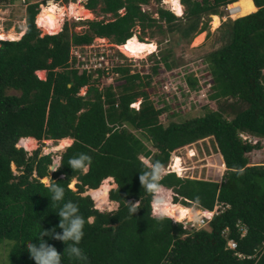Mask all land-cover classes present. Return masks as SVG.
I'll return each mask as SVG.
<instances>
[{
    "label": "trees",
    "instance_id": "trees-1",
    "mask_svg": "<svg viewBox=\"0 0 264 264\" xmlns=\"http://www.w3.org/2000/svg\"><path fill=\"white\" fill-rule=\"evenodd\" d=\"M236 1L180 0L185 7L181 17L158 7L154 18L140 9L148 0H86L85 9L99 8L112 20H85L80 35L68 34L65 25L57 34L42 36L34 25L37 4L26 6L21 38L0 39L4 40L0 41V245L10 244L4 251L8 264H35L27 243L35 242L43 228L58 224L57 209L68 200L78 205L86 220L80 247L87 264H264V166H247V155L255 147L238 138L239 132L264 138V0H252L255 12L223 22L224 44L204 56L212 78L211 98H222L226 105L201 117L163 126L160 111L139 89L141 84H134L137 74L118 67L125 85L116 95L110 89L97 91L85 70L68 69L71 44H88L96 37L122 45L134 35L135 25L142 32L157 27L167 36L177 31L189 40L206 29L205 17L223 16L220 8ZM35 24L39 27L36 20ZM166 60V68L175 65ZM38 71L45 72L44 80L37 77ZM187 82L192 89L197 83L192 76ZM83 87L85 95L78 96ZM136 98L141 99L137 110L129 107ZM229 100L235 103L227 104ZM240 102L246 104L244 109L237 108ZM21 138H32L39 147L29 155L16 147ZM63 138L73 142L61 157L62 165L50 172L52 160L50 154L41 155V142ZM206 138L213 139L223 160L219 162L226 171L220 183L174 173L163 175L161 183L173 191V203L183 209L194 204L198 212H210L216 203L222 209L200 230L184 229L167 217L158 221L151 215V194L140 184L139 173L153 160L165 168L173 151ZM141 139L149 141L154 152ZM82 152L92 157L85 173L69 166V158ZM106 178L116 184L109 199L118 208L99 213L90 197L82 194L85 187L96 189ZM44 179L65 188L62 201L51 199ZM74 179L75 190L69 187ZM127 202H137L132 216ZM237 221L245 228L244 236ZM45 239L63 251L62 241ZM229 240L236 243L235 250L227 248ZM64 252L62 264H78Z\"/></svg>",
    "mask_w": 264,
    "mask_h": 264
},
{
    "label": "rangeland",
    "instance_id": "rangeland-1",
    "mask_svg": "<svg viewBox=\"0 0 264 264\" xmlns=\"http://www.w3.org/2000/svg\"><path fill=\"white\" fill-rule=\"evenodd\" d=\"M28 1L30 2V5L37 4L38 13L40 11V7L43 5L46 6L47 5L46 3L48 2V0H28ZM50 1L57 8L59 7L57 11L60 10L62 15L60 16L58 21L59 30H57L58 32H56L55 34L61 32L64 26L66 25L68 34L80 35L86 29L84 27H81L82 25L81 22L85 20L99 21L104 19L105 22H109L110 20H112L109 15L107 17L104 16L99 11V8H97L96 11L94 12L89 10L87 11V9H85L84 7L86 0H80L79 2L80 5L85 10L82 9L78 13H74L75 15L74 14L71 15L69 11H67L65 8L68 7L69 3H77L79 0H67V2L65 0H50ZM148 1L149 2L147 4L140 5V9L142 12L150 13L154 18H157L155 11L158 7H163L164 9L170 10L169 6L165 3V0H161L160 3L156 2V0H148ZM178 1L182 5L180 0ZM26 6L28 5L21 3L20 0H12L11 2H8L7 0H0V39L1 36L3 35L2 33H8L9 31H11L16 37V38L14 37V39L10 38L11 40H19L21 38V36L24 34L26 30V25H25ZM184 8L185 7L182 5V13L180 14V17L184 13ZM220 10L223 16L219 17L220 23L219 26L215 29L212 28L211 17L210 16L205 17V19L208 18L207 27L204 31L199 32V33H203V38L200 40L199 43L196 44L192 43L194 37L197 34H194L191 39L185 40L180 37V34L177 31L173 32L172 35L167 36L161 34L158 31L157 27L145 28V31L142 32L141 29L139 28V25H135L132 31L133 34L136 35L138 39L140 36L144 41L146 42L151 41L156 45V49L152 54H148L147 55L148 57L146 56L145 58H138V59L128 57L122 52L119 45L114 44L112 40L93 37L92 41L88 44L70 45L68 69H70L73 66L74 68L76 67L86 68L87 73L90 74V76H92L90 79L91 80L90 83L94 88L97 89V91L105 92L107 89H110L112 92H115L116 95H119L120 93L119 87L125 85V81L123 80V75L120 72L116 71V69L118 67L127 68L129 70V75L137 74L139 76L137 80H134V84L135 85L141 84L139 89L141 91L146 92L148 96V100L153 103V107L155 108L154 101L158 99L160 93H163L162 86L169 77L171 79L176 80V76H180L185 71H191L192 76L194 74L197 80L196 85L198 89L195 90H199L200 88L198 80L200 83L206 80L205 85L208 83L207 80L211 82L212 78L209 75L210 73L208 72L206 63L204 62L203 58L206 54L215 51L222 44H224L225 40H222L220 37L221 29H222L221 25L226 20H234L230 18L228 15L227 5L221 7ZM170 12L172 11L170 10ZM118 13L122 15L123 10H119ZM173 15L179 17L175 14ZM35 20L36 19H34V25L40 31L41 36L53 35L46 33V28L44 26L38 24L39 25L38 27L35 24ZM0 41H4V40H0ZM138 41H140V39ZM93 50H95L97 54L99 51H103L102 53L109 54L110 55L109 59L113 61V64L115 62L117 63L113 65V68L110 64L109 65L103 64V66H105V69L100 68L99 65H96V63L93 62L95 60L99 61L97 57L93 56V52H92ZM166 58L168 59L166 60ZM165 60L167 63L174 62L175 65L172 66L170 69H167L165 67ZM90 62L91 65L89 68ZM79 63H81V66ZM79 68L78 70H81ZM36 75L39 79L40 78L45 79V72L36 73ZM146 76H148L149 79H147ZM179 85L183 87L185 85V82L181 81ZM168 86L170 87L171 85ZM86 88L87 87H83L82 89H80L77 95L84 96L86 92ZM210 91L207 94L206 101H205V97L199 101L198 97L200 96V93L199 92L196 93V91H192L193 92L192 97H194L192 104L189 103L188 98L185 99L181 98L180 99L181 103L180 105L177 106V109L172 107L171 109L162 112V114L159 116L160 124L162 123L163 126H167L168 123L170 122L181 123L191 118L201 117L205 114L207 110L215 111L218 110L219 106L225 107L226 105L224 102L225 100H223L222 98H211ZM188 93L189 91L185 92L184 95ZM140 102L141 99L136 98V100L133 103L129 104V107L137 110V108H139ZM234 103H235L234 100H229L227 102V104H234ZM245 107L246 104L242 102L238 103L237 105L238 109H244ZM135 135L140 138L138 132H135ZM141 140L145 144L146 149H149L150 151L154 152V149L152 148V145L149 141L145 139H141ZM72 142L73 139H70L68 141L69 143L68 145H66L65 147H58L59 141L57 142L49 141V140L42 141L40 146V153L41 155L50 154L51 160L53 162L57 157H62L66 148L70 146ZM30 146L31 145H28V143H26L24 140H21L16 143L17 148H22L29 155L31 154V152H33L35 149L39 147V144L36 141L35 144H33V146L31 147ZM257 150H261V146H259ZM250 156H251L250 154L247 155L249 161L251 162L259 161V162H263L262 164H264V151L254 153L252 155V158L254 159L250 158ZM220 159L222 158H220L218 155V151L216 149L213 139L206 138L204 141L200 140L191 145L173 151L170 155L168 165L166 166L167 168L164 169L165 172L166 171L173 172L174 170H172L173 166L171 168V163H173V161L175 160H179L183 173L175 172L174 175L176 177L208 180V181L220 183L222 175L225 172L224 165L222 163L220 164L219 162ZM141 161L144 164H149L146 158H141ZM11 169L16 174L13 165L11 166ZM86 170L87 169L83 170V172L85 173ZM49 171H50V167H49ZM33 175L35 176V174ZM43 183L45 185H48L49 183L48 179H46V182ZM71 184H72V189L75 190V186L77 184L76 180L75 179L72 180L70 185ZM107 185H110V183H108ZM113 186L114 187H111L107 192L108 206L105 205L106 207L104 206L102 207L100 206L99 208L95 207L98 199L100 198V195H102L103 189H100L98 193L90 192V191L87 192V188L85 187L84 193L82 195L90 197L93 203V208L99 213H112L115 212L118 208V203L113 204L112 202H110L111 200L109 199V192L110 190L116 188V184ZM169 190L171 192V198L173 200L174 193L171 189ZM190 207H192V209L195 210L196 218L199 215L202 216H199V218H197V221H195L196 219L194 220L191 214H187L186 218L179 221L182 222L183 225H193V224L197 225L199 222L198 220L201 217L205 216L202 213L198 212L200 210H198V208L194 204H191ZM184 211L189 213L190 210L187 211V209L185 208ZM151 214H152V208H151ZM9 246L10 244L8 242H4V244L2 243L0 245V264H8L6 252L4 251L7 247L9 249Z\"/></svg>",
    "mask_w": 264,
    "mask_h": 264
},
{
    "label": "clouds",
    "instance_id": "clouds-1",
    "mask_svg": "<svg viewBox=\"0 0 264 264\" xmlns=\"http://www.w3.org/2000/svg\"><path fill=\"white\" fill-rule=\"evenodd\" d=\"M137 40L139 39L137 38ZM91 163L92 157L89 154L83 152L69 158V166L71 167V169L85 170L90 167ZM61 165L62 158L57 157L52 162L51 169L55 170ZM248 166L251 165L248 164ZM175 170L177 171V173L182 172V169L179 166V162H177ZM164 172L165 169L162 163L159 160H153L149 168H147L142 173H139L140 184L144 187L146 192L151 194L152 214L158 221H163L165 217H171L172 215L180 214V209L171 208L173 200L170 195L165 194V186L161 183L163 175H166L168 173L175 174V172ZM47 187L48 191L51 193V199L53 201L60 202L64 199L65 188L56 183V181L50 180ZM127 204L128 212L132 216V214L137 210L138 205H136V203L130 202H127ZM218 206L221 205H218L216 203L213 210L210 211L213 212L212 216L209 219L200 218L197 225H183L182 222L178 223H180L184 229L186 228L189 230H200L207 226L208 222L213 218V216L218 214V212L221 210L220 208L218 209ZM56 214L59 217L58 224L53 225L52 227L47 229L43 228V230L39 233V236L35 239V242L30 241L27 243V252L29 254V257L35 261V264H62V255L65 254L64 250L66 249V254L69 257L74 258L78 262V264H87V254L80 247V241L84 236V226L86 220L80 214L78 205L71 200L64 201L62 206L57 209ZM187 214H191L193 216V219H196L194 209L190 210ZM202 220L203 222H201ZM57 228L61 229L62 231L57 232ZM45 237L62 241L64 243L63 251L58 252L56 247L53 244L49 243L45 239Z\"/></svg>",
    "mask_w": 264,
    "mask_h": 264
},
{
    "label": "bare ground",
    "instance_id": "bare-ground-1",
    "mask_svg": "<svg viewBox=\"0 0 264 264\" xmlns=\"http://www.w3.org/2000/svg\"><path fill=\"white\" fill-rule=\"evenodd\" d=\"M79 2H80V0L77 3H69L68 7L65 9L67 11H69V13L71 15L74 13H78L80 10L84 9L80 5ZM165 3L169 6V8L173 12V14L180 17V14L182 13V5L179 3L178 0H165ZM252 3L253 2L251 0H238L234 3L228 4L227 9H228L229 17L232 19H236V18L246 16V15L256 11L255 7L253 6ZM46 4H47L46 6L43 5L40 7L39 13L37 14V16H35L36 22L39 25H42L46 28V33H56V32H58L57 30H59V25H58L59 22L58 21H59L60 16H62L61 11L60 10L57 11V9L59 7L57 8L50 0H48V2ZM210 17L212 19V21H211L212 28L213 29L217 28L219 26V23H220L219 17L217 15H211ZM60 21H61V19H60ZM2 34L3 35L1 36V38H5V39H10V38L14 39V37H15V35L11 32L2 33ZM202 38H203V33H199L194 37V40L192 43L193 44L199 43ZM119 47L122 50V52L125 55H127L128 57L137 58V59L138 58H145L148 54H152L154 52V50L156 49L155 43H153L151 41L140 42L137 40L135 35H133L128 40H126L124 44L119 45ZM21 140H24L26 143H28V145H31V146H33V144H35V142H36L32 138H21L18 140V142ZM58 141H59L58 147H65L66 145L69 144L66 138L60 139ZM177 162H179V160H175V161H173V163H171V168L173 166L172 170H174L173 172H177L175 170ZM179 166L182 169L180 162H179ZM43 182H46V179H44ZM111 182H112V178H106L101 182V184L99 185V187H97V189H94V190L93 189H87V192L90 191V192H97V193L100 191V189H103L102 195H100V198L98 199L97 204L95 206L96 208H99L100 206L101 207L102 206H104V207L108 206L107 192L111 187H114ZM108 183H110V185H107ZM70 188H72V184L70 185ZM165 189H166L165 194L171 196L170 190L167 188H165ZM110 202H112L113 204H116V202H113V201H110ZM171 208L172 209H180V214L179 215H172L171 217H168V218L172 219L173 221H177V222L186 218L187 212H185L184 209L179 204L172 203ZM202 214L205 216H203L201 218L207 217V219H209L212 216L213 212H204ZM199 216H202V215H199ZM199 216L197 218H199ZM197 218L195 221H197Z\"/></svg>",
    "mask_w": 264,
    "mask_h": 264
},
{
    "label": "built area",
    "instance_id": "built-area-1",
    "mask_svg": "<svg viewBox=\"0 0 264 264\" xmlns=\"http://www.w3.org/2000/svg\"><path fill=\"white\" fill-rule=\"evenodd\" d=\"M21 3L25 4V5H30V2L28 0H20ZM93 52V56L94 57H97L99 61H93L94 63H96V65H99L100 68L102 69H105V66L104 65H111L112 68H113V65H115V62L113 64V61L110 58V55L107 54V53H102L103 51H99L98 54L97 52H95V50L92 51ZM91 59V58H89ZM115 60H116V57H115ZM80 66H81V63H79ZM90 65H91V62L89 64V68H90ZM71 68H74L71 67ZM79 67H76V69H78ZM81 70H87L86 68H79ZM87 72V71H86ZM192 72L191 71H185L184 73H182L180 76H176V80L175 79H171L170 77L164 82L163 84V88H162V92L163 93H160L159 94V97L157 100L154 101L155 103V110H158L160 111L159 113V116L162 114L163 111H167L168 109H165L166 107H169L170 108H176L177 109V106L180 105V99H185V98H188L189 99V103L192 104L193 102V98L192 97V91H196L200 93V96L198 97L199 101L201 99H203L205 97V101H206V98H207V94L209 93L210 89H211V82L209 80L208 83L205 85V81H202L201 83L199 82L198 80V83H199V90H195V89H198L197 88V85L195 86L194 89L190 88L189 85H188V82H187V76L189 75H192L191 74ZM169 75V74H168ZM193 78H195L194 74L192 76ZM196 79V78H195ZM181 81H184L185 82V85L182 87L180 86L179 84L181 83ZM197 82V80H196ZM168 85H171L170 87ZM189 91L188 94L184 95L185 92ZM206 91V92H205ZM170 103H171V106H170ZM161 104V106H160ZM169 104V106H168ZM190 109V108H189ZM189 109H186V110H189ZM183 111V110H182ZM179 113V112H178ZM158 116V118H159ZM160 121V120H159ZM238 138L243 142V143H246V144H249L255 148H253L251 150L250 154V158H252V155L254 153H258V152H263L264 151V138H261V137H257V136H253V135H250L246 132H239L238 133ZM259 145L261 146V150H257L258 148H256V146ZM254 159V158H252ZM263 162H251V166H260V165H263L262 164ZM222 209L221 206H218V209ZM203 222V220L201 221ZM236 227H237V230L241 233V236H244L245 234V228L244 226L241 224L240 221H237L236 222ZM227 231V229L225 230ZM224 232V231H223ZM226 246L228 249L230 250H235L236 249V243L232 240H229L227 241L226 243ZM237 256L240 258L241 255L240 254H237Z\"/></svg>",
    "mask_w": 264,
    "mask_h": 264
},
{
    "label": "crops",
    "instance_id": "crops-1",
    "mask_svg": "<svg viewBox=\"0 0 264 264\" xmlns=\"http://www.w3.org/2000/svg\"><path fill=\"white\" fill-rule=\"evenodd\" d=\"M252 1V0H251ZM253 4V3H252ZM253 6H254V4H253ZM255 7V6H254ZM255 10H257L256 9V7H255ZM255 12V11H254ZM253 13V12H252ZM9 32H11V31H9ZM12 33V32H11ZM41 72H44V71H38V73H41ZM41 79V78H40ZM42 80H44V79H42ZM138 109V108H137ZM67 139V141H69L70 139L69 138H66ZM202 141H204V140H202ZM185 147V146H184ZM218 155L220 156V154H219V152H218ZM220 158H221V156H220ZM222 160V159H221ZM222 162H223V160H222ZM249 165H251V161H249ZM248 166V165H247ZM112 183H113V185H115V183H114V181H113V179H112ZM188 210H191V209H187V211Z\"/></svg>",
    "mask_w": 264,
    "mask_h": 264
},
{
    "label": "water",
    "instance_id": "water-1",
    "mask_svg": "<svg viewBox=\"0 0 264 264\" xmlns=\"http://www.w3.org/2000/svg\"><path fill=\"white\" fill-rule=\"evenodd\" d=\"M50 171H54V170L51 169V165H50Z\"/></svg>",
    "mask_w": 264,
    "mask_h": 264
}]
</instances>
